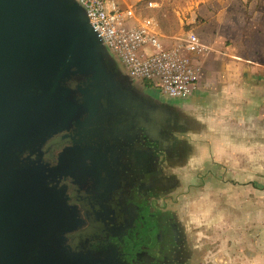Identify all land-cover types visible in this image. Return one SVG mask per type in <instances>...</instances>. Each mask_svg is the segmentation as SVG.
<instances>
[{
    "label": "water",
    "instance_id": "95a60500",
    "mask_svg": "<svg viewBox=\"0 0 264 264\" xmlns=\"http://www.w3.org/2000/svg\"><path fill=\"white\" fill-rule=\"evenodd\" d=\"M131 84L142 87L77 0H0V264H116L109 251L88 248L86 207L69 205L67 195L80 189L75 178L93 166V153L123 150L130 122L101 112ZM189 109L170 118L185 120ZM160 114L151 118H169ZM156 136L178 138L169 125ZM47 154L61 163L51 167ZM61 179L75 188L66 193Z\"/></svg>",
    "mask_w": 264,
    "mask_h": 264
},
{
    "label": "flooded vegetation",
    "instance_id": "af4514ba",
    "mask_svg": "<svg viewBox=\"0 0 264 264\" xmlns=\"http://www.w3.org/2000/svg\"><path fill=\"white\" fill-rule=\"evenodd\" d=\"M141 85L123 89L122 102L106 99L101 112L123 120L120 126L130 122L123 150L114 157L93 153V166L75 178L80 189L69 183L74 179L60 181L66 193L75 188L67 203L86 207L88 248L109 251L116 264H264V236L252 228L248 207L236 202L235 176L210 163L180 168L166 143L153 141L175 126L151 118L153 110L171 117L201 91L172 100ZM47 156L51 167L61 163Z\"/></svg>",
    "mask_w": 264,
    "mask_h": 264
},
{
    "label": "crops",
    "instance_id": "0c3cea01",
    "mask_svg": "<svg viewBox=\"0 0 264 264\" xmlns=\"http://www.w3.org/2000/svg\"><path fill=\"white\" fill-rule=\"evenodd\" d=\"M241 43L220 46L213 38L205 44L209 51L201 62L202 95L182 107H192L183 113L187 119L169 117L178 138L160 143H166L164 150L180 168L210 163L235 176L236 202L248 207L252 228L264 236L263 16L245 29ZM182 133L187 134L183 139Z\"/></svg>",
    "mask_w": 264,
    "mask_h": 264
},
{
    "label": "built area",
    "instance_id": "2783aa9c",
    "mask_svg": "<svg viewBox=\"0 0 264 264\" xmlns=\"http://www.w3.org/2000/svg\"><path fill=\"white\" fill-rule=\"evenodd\" d=\"M77 1L91 29L132 78L172 100L201 90V62L209 49L197 34L164 36L154 19L137 16L133 4L123 0Z\"/></svg>",
    "mask_w": 264,
    "mask_h": 264
},
{
    "label": "rangeland",
    "instance_id": "374dc122",
    "mask_svg": "<svg viewBox=\"0 0 264 264\" xmlns=\"http://www.w3.org/2000/svg\"><path fill=\"white\" fill-rule=\"evenodd\" d=\"M123 1L134 6L140 0ZM143 1H153V8H160L167 20L173 18L176 21L178 31L167 34L168 37L194 32L204 44L214 38L220 46H241L245 29L254 25L258 18H264V0H141L142 8ZM154 20L159 29L158 19ZM186 26L193 28L180 30Z\"/></svg>",
    "mask_w": 264,
    "mask_h": 264
},
{
    "label": "trees",
    "instance_id": "16d2710c",
    "mask_svg": "<svg viewBox=\"0 0 264 264\" xmlns=\"http://www.w3.org/2000/svg\"><path fill=\"white\" fill-rule=\"evenodd\" d=\"M140 1L135 3L133 6L134 12L137 16H139L141 18H145V19H154V18L158 19L159 29H160V31L164 32L166 34V36H167V34H172L176 31H178L177 30L178 25L173 18L167 20L165 14H163L162 11L159 10L160 8L148 7L149 4H151L153 1H143V3H144L143 8L141 6ZM192 28H193L192 26H186V28H183L180 30L189 31ZM165 34H162V35L165 36ZM144 84L146 86L150 87L148 84H146V83H144Z\"/></svg>",
    "mask_w": 264,
    "mask_h": 264
}]
</instances>
